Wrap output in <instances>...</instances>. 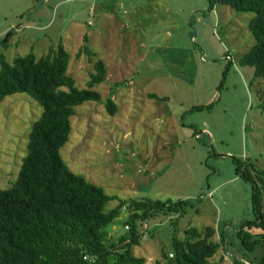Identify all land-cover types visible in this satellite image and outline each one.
<instances>
[{"label":"rangeland","instance_id":"1","mask_svg":"<svg viewBox=\"0 0 264 264\" xmlns=\"http://www.w3.org/2000/svg\"><path fill=\"white\" fill-rule=\"evenodd\" d=\"M253 14L230 7L210 11L205 0H0V53L9 62L33 52L40 59L63 42L72 56L68 73L87 89L94 72L88 47L107 66L96 86L102 102H87L71 118L63 161L75 175L119 200L196 204L177 226L152 222L153 240L134 248L156 264L173 253L172 239L207 227L223 235V250L210 264H258L262 248L247 252L237 232L253 221L251 186L236 176L233 158L264 169V113L258 108L264 82L239 60L254 46ZM120 85V86H117ZM158 99H151L150 96ZM117 106L112 115L106 102ZM211 110L198 111V107ZM43 109L27 94L0 104V189L17 181L29 135ZM249 127V132H246ZM197 199H200L199 201ZM118 205L107 206V212ZM264 205V198H263ZM128 214L110 227L124 232ZM223 248V249H224Z\"/></svg>","mask_w":264,"mask_h":264},{"label":"trees","instance_id":"2","mask_svg":"<svg viewBox=\"0 0 264 264\" xmlns=\"http://www.w3.org/2000/svg\"><path fill=\"white\" fill-rule=\"evenodd\" d=\"M205 2L210 11L230 7L237 13L254 15L248 27L255 43L239 64L252 69L255 80L264 82V0ZM13 35L11 32L0 46H7ZM82 55L90 58L94 72L88 88L80 90L68 73L72 56L63 42L51 46L40 59L31 52L9 62L0 53V104L8 97L27 94L43 109L41 118L32 126L17 181L8 190L0 189V264H147V258L137 257L134 248L142 245L146 234L150 240L155 238L149 224L170 219L178 232L181 219L196 207L191 201L119 200L75 175L66 165L61 150L70 139L71 118L77 107L102 102L101 94L94 88L107 78L102 59H96L88 47L81 49L77 57ZM260 94L258 108L264 113V85ZM150 98L158 99L153 95ZM106 107L112 115L117 114L118 108L111 99ZM206 109L213 107L197 108ZM249 130L246 127V132ZM232 161L237 178L251 186L254 215L253 221L241 225L237 238L247 252L262 248L258 264H264V169H257L249 159ZM114 201L118 205L107 212V206ZM123 212L128 214L123 222L124 232L113 233L110 227ZM184 235V239H172L173 253L160 251L156 264H210L226 245L223 235L220 243L213 241L216 230L212 227L186 230Z\"/></svg>","mask_w":264,"mask_h":264},{"label":"crops","instance_id":"3","mask_svg":"<svg viewBox=\"0 0 264 264\" xmlns=\"http://www.w3.org/2000/svg\"><path fill=\"white\" fill-rule=\"evenodd\" d=\"M227 248L226 249H223V258H222V261H225V259L224 258H226V254H227ZM245 261V263L244 264H248L247 262H246V260H244ZM240 264V263H239Z\"/></svg>","mask_w":264,"mask_h":264}]
</instances>
